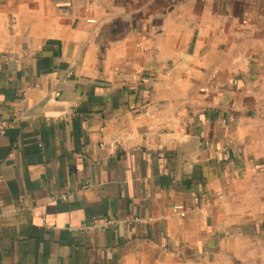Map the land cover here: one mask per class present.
<instances>
[{"label":"crops","instance_id":"1","mask_svg":"<svg viewBox=\"0 0 264 264\" xmlns=\"http://www.w3.org/2000/svg\"><path fill=\"white\" fill-rule=\"evenodd\" d=\"M0 264H264V0H0Z\"/></svg>","mask_w":264,"mask_h":264}]
</instances>
